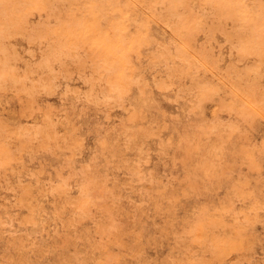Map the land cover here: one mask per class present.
<instances>
[{
	"label": "rangeland",
	"instance_id": "rangeland-1",
	"mask_svg": "<svg viewBox=\"0 0 264 264\" xmlns=\"http://www.w3.org/2000/svg\"><path fill=\"white\" fill-rule=\"evenodd\" d=\"M0 264H264V0H0Z\"/></svg>",
	"mask_w": 264,
	"mask_h": 264
}]
</instances>
